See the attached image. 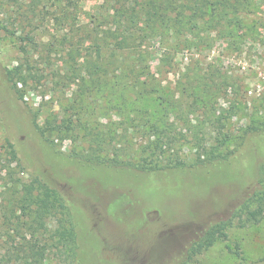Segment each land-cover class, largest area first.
Wrapping results in <instances>:
<instances>
[{
	"label": "rangeland",
	"instance_id": "rangeland-1",
	"mask_svg": "<svg viewBox=\"0 0 264 264\" xmlns=\"http://www.w3.org/2000/svg\"><path fill=\"white\" fill-rule=\"evenodd\" d=\"M65 1L0 0V264H18L15 256L21 253L14 245L33 240L17 204L23 183L32 177L50 180L60 196L71 197L88 212L92 237L78 240L81 264H181L189 245L206 227L229 217L254 187L264 188V171L259 182L250 184L248 180L240 186L211 179L206 174L208 169L203 168L207 188L198 196L191 197L187 186L179 195L165 197L159 207L150 202L146 210L132 186L108 187L105 180H96L93 171L82 175L73 160L66 158L93 145L86 129L77 125L73 129L68 122L69 118L76 122L77 113H84L76 97L83 86L79 87L81 82L72 66L74 62L94 60L95 44L109 53L100 36L104 29L102 17L110 8L107 0H76L74 7H66ZM254 3L247 20V37L230 42L212 34L203 43L195 40L190 50H179L174 62L162 66L160 72L158 57L163 50L156 39L145 42L151 70L162 83L173 86L189 62L190 67L202 68L216 79L221 71L245 85V104L229 118L233 130L246 123L249 112L264 114V104H258L259 97H264V0ZM106 67L112 70L110 65ZM99 74V83H86L87 115L81 119L104 131L108 149L122 148L121 157L136 159L142 155L140 143L146 141L137 130L123 138L125 120L115 108L120 102L109 94L114 80L111 73ZM84 75L87 77V72ZM12 83H16L23 99L17 97ZM219 101L225 106L224 99ZM34 117L42 132L34 126ZM177 125L176 134L181 128ZM113 131L116 135L111 141ZM192 141L190 133L179 138L173 151L191 161L196 154ZM251 146V154L243 155L244 167L254 156ZM12 153L16 160L11 159ZM256 158L255 171L262 161L260 156ZM147 178L155 186L164 183L163 178ZM169 184L174 186L176 182L171 179ZM165 203L174 205L166 210ZM61 215L57 209L47 219L46 228L37 234L46 247L39 264H76V260L71 262V244L52 246L56 243L53 230ZM226 233V239L215 241L187 264H264V216L258 223L233 225Z\"/></svg>",
	"mask_w": 264,
	"mask_h": 264
},
{
	"label": "trees",
	"instance_id": "trees-1",
	"mask_svg": "<svg viewBox=\"0 0 264 264\" xmlns=\"http://www.w3.org/2000/svg\"><path fill=\"white\" fill-rule=\"evenodd\" d=\"M107 1L110 12L102 17L104 29L100 37L109 53H104L102 45L95 44L94 60L74 62L72 66V72L81 82L79 87L83 86V89L78 87L76 97L84 113H77L78 121L69 118L68 122L73 129L76 125L86 129L87 134L92 136L93 145L84 151L66 155V158L73 160L82 175L93 171L96 180H105L108 187L119 189L126 185L132 186L146 205L144 210L149 209L148 204L152 201L159 207L165 202V197L172 194L177 196L187 186L191 197L198 196L199 192L207 188L208 178L203 175V168L208 169V177L219 178V182L232 181L242 186L248 180H251L250 184L262 180L259 178L264 171V114L259 116L249 112L246 123L236 130L229 125V118L236 116L241 105L245 104V85L221 71L216 79V76L202 68L190 67L189 62L183 66L184 71L178 75L173 86L168 82L162 83L151 70L149 49L145 46L147 39L158 41L163 50L158 57L157 72H160L162 66L174 62L179 50H190L195 40L203 43L212 34L230 42L247 37L250 34L247 20L253 13L254 0ZM76 2L66 0L64 5L74 7ZM26 37L32 41L31 36ZM108 65L111 71L106 67ZM166 71L171 72L170 69ZM84 72H87V77ZM102 72L111 73L114 80L110 83L109 94L116 96L115 100L120 102V105L116 103L115 108L120 110L119 114L125 120L123 138L129 131L137 130L146 141L140 143L142 155L136 159L121 157L122 148L108 149L104 131L81 119L84 114L87 115L86 83L92 80L99 83L98 76ZM12 88L17 97L23 99L16 83H12ZM218 98L224 99L225 106L220 101L218 104ZM259 98L258 104H264V97ZM33 124L42 132L35 117ZM177 124L181 128L176 134ZM189 133L196 149L191 161L173 151L174 142ZM115 135L113 131L111 141ZM207 135H210L209 138ZM251 143L254 156L249 159L253 162L248 161V167H244L243 155L251 154ZM259 156L262 161H258L255 171L256 157ZM11 159L16 160L14 153ZM106 168L110 170L107 172ZM149 176L163 178L161 183H164L160 186L152 182L150 184ZM171 179L176 182L174 186L169 184ZM76 203L71 197L60 196L50 180L32 177L23 183L17 204H20L19 210L26 218V229L33 240L14 245V249L21 253L15 256L18 264H39L44 257L45 243L41 242L37 234L46 228L47 219L55 215L57 209L61 210L62 215L53 230L56 243L52 246L71 244V262L76 260V264H81L78 240L88 239L92 235L88 229L89 214ZM166 204H163L166 210L174 205L171 203L169 207ZM263 216L264 188L257 190L254 187L229 217L219 219L205 228L189 245L186 259L181 264H187L194 255L203 252L215 241L226 239L229 227L258 223Z\"/></svg>",
	"mask_w": 264,
	"mask_h": 264
}]
</instances>
